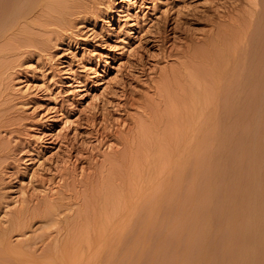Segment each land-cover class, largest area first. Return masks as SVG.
Masks as SVG:
<instances>
[{
  "label": "rangeland",
  "instance_id": "374dc122",
  "mask_svg": "<svg viewBox=\"0 0 264 264\" xmlns=\"http://www.w3.org/2000/svg\"><path fill=\"white\" fill-rule=\"evenodd\" d=\"M15 1L0 0V264H264V0Z\"/></svg>",
  "mask_w": 264,
  "mask_h": 264
},
{
  "label": "bare ground",
  "instance_id": "6f19581e",
  "mask_svg": "<svg viewBox=\"0 0 264 264\" xmlns=\"http://www.w3.org/2000/svg\"><path fill=\"white\" fill-rule=\"evenodd\" d=\"M10 1H11V0H10ZM14 1H15V0H14ZM18 1H19V0H18ZM22 1H23V0H22ZM35 1H36V0H35ZM35 1H34V0H27V4H26V3H25V4L27 5L28 8H29V7L32 8V6H33V4H34ZM50 1H51V0H50ZM254 1H255V0H253V2H254ZM262 1H263V0H262ZM1 2H3V1H1ZM12 2H13V1H12ZM16 2H17V0H16L14 3H16ZM51 2L54 3V0H52ZM260 2H261V0H260ZM3 3H4V2H3ZM5 3H6V2H5ZM46 3H48L47 0H37V2H35V4H36L37 7H38V10H40V12H42V11H41V8H43L44 6L47 5ZM254 3L256 4V3H258V2H254ZM254 3H252V4H254ZM263 3H264V2H263ZM263 3H262V4H263ZM10 4H11V2H10ZM45 4H46V5H45ZM51 4H52V3H51ZM255 4H254V5H255ZM262 4H261V5H262ZM1 5H2V3H1ZM26 5H25V6H26ZM48 5H49V4H48ZM54 5H55V3H54ZM263 5H264V4H263ZM263 5H262V6H263ZM18 6H19V5H18ZM51 6H52V5H51ZM251 6H252V5H251ZM255 6H257V5H255ZM8 7H9V6H8ZM33 7H34V6H33ZM263 7H264V6H263ZM10 8H12V9H10V10H11V13H10V14L12 15L13 13L18 12V11H17V10H18L17 8H19V11H20V8H21V7H16V5L14 4L13 7L10 6ZM30 8H29V9H30ZM1 9H2V8H1ZM4 9H5V8H4ZM8 10H9V9H8ZM8 10H7L6 12H8ZM21 10H22V9H21ZM43 10H45V9L43 8ZM256 10H257V8H256ZM260 10H262L261 6H260ZM0 11H1V10H0ZM32 11H33V10H32ZM36 11H37V10H36ZM6 12L4 11L5 16L10 15V14H8L10 11L7 13V15H6ZM250 12H251V11L248 12V13L250 14V16L247 15V17H248V16L251 17V15H252V16L254 15V14H251ZM0 13H1V12H0ZM19 13H20V12H18L17 14H19ZM32 13H33V12H32ZM17 14H15V15H17ZM255 14H256V13H255ZM263 14H264V13H263ZM41 15H42V13H41ZM2 16H3V15H2ZM12 16H13V15H12ZM258 16H260V18H261V15H258ZM258 16H257V18H258ZM19 17H20V16H19ZM7 18H9V17H6V19L3 18V17L0 18V28H1V27H2V26L8 21ZM10 18H11V17H10ZM10 18H9V20H10ZM251 18H254V17H251ZM251 18H249V19H251ZM11 19H13V18H11ZM262 19H263V18H262ZM15 20H17V19H15ZM15 20H13V22H14ZM244 20L246 21V18H245ZM244 20H243V21H244ZM247 20H248V19H247ZM256 20H257V19H256ZM259 20H260V19H259ZM253 21H254V20H253ZM257 21H258V20H257ZM248 22H249V21H248ZM255 22H256V21H255ZM259 22H260V21H259ZM259 22H258V24H259ZM7 23H8V22H7ZM244 23H245V22H244ZM262 23H264V20H263ZM247 24H248V26H249V24H251V22H250V23H247ZM254 25L256 26V24H254ZM260 25H261V24H260ZM262 25H263V24H262ZM263 26H264V25H263ZM263 26H261V27H263ZM5 27H6V26H5ZM253 27H254V26H253V24H252V29H249V33H250V31L254 30ZM247 28H248V27H247ZM263 28H264V27H263ZM258 29H259V27H258ZM258 29H257V30H258ZM257 30H256V32H257ZM2 31H3V28H2ZM243 32H244V31H243ZM243 32H242V33H243ZM258 32H259V31H258ZM261 32H262V31H261ZM261 32H260V34H261ZM244 33H245V32H244ZM246 33H247V32H246ZM263 33H264V32H263ZM263 33H262V34H263ZM252 34H253V33H252ZM252 34H251V35H252ZM260 34H259V35H260ZM262 34H261L260 36H262ZM247 35H248V34H247ZM249 35H250V34H249ZM251 35H250V36H251ZM243 36H244V35H243ZM250 36H248V37H250ZM253 36H254V35H253ZM246 37H247V36H246ZM262 37H263V36H262ZM251 38H252V37H251ZM260 38H261V37H260ZM260 38H259V39H260ZM0 39H1V38H0ZM246 39H247V38H246ZM256 39H257V38H256ZM262 39H263V38H262ZM244 40H245V39H244ZM253 40H255V38H254ZM249 41H250V39H249ZM255 41H256V40H255ZM261 41H262V40H261ZM253 42H254V41H253ZM256 42H257V41H256ZM256 42H255V43H256ZM245 43H246V42H245ZM262 43H263V41H262ZM222 44H223V43H222ZM222 44H221V45H222ZM238 44H239V43H237V45H238ZM249 44H250V43H249ZM253 44H254V43H253ZM260 44H261V43H260ZM263 44H264V43H263ZM263 44H262V46L264 47ZM231 45H232V44H231ZM240 45H241V44H239L238 46L240 47ZM223 46H224V45H223ZM228 46H229V45H228ZM258 46H259V44H258ZM217 47H218V45H217ZM247 47H249V46H247ZM250 47H251V46H250ZM213 48H214L216 51L218 50V49H216L214 46H213ZM213 48H212L211 53L213 52ZM236 48H237V47H236ZM236 48H235V49H236ZM243 48H244V47H243ZM251 48H252V47H251ZM210 49H211V48H210ZM232 49H234V48H232ZM247 49H248V48H247ZM247 49H246V51H247ZM249 49H250V48H249ZM249 49H248V50H249ZM262 49H263V48H262ZM207 50H208V49H207ZM224 50L226 51V49H224ZM238 50H239V49H238ZM242 50H243V49H242ZM252 50H254V49H252ZM256 50H258V49H256ZM227 51H229V50L227 49ZM227 51H226V52H227ZM249 51H250V50H249ZM249 51L246 52L247 55H248V52H249ZM254 51H255V50H254ZM231 52H233V51H231ZM231 52H230V53H231ZM239 52H240V51H238V53H239ZM252 52H253V51H252ZM255 52H256V51H255ZM258 52H259V51H258ZM208 53H209V52H208ZM208 53H207V55H206L205 57L208 56ZM214 53H215V52H214ZM219 53H220V52H219ZM235 53H236V52H234V54H235ZM249 53H250V52H249ZM260 53H261V49H260ZM202 54H205V53H202ZM226 54H227V53H226ZM228 54H229V53H228ZM231 54H233V53H231ZM231 54H229V57H230ZM252 54H253V53H252ZM255 54H256V53H255ZM257 54L259 55V53H257ZM215 55H216V54H214V56H215ZM217 55H218V54H217ZM219 55H220V54H219ZM242 55H244L243 52H242L241 56H242ZM247 55H245V57H247ZM234 56H235V55H234ZM234 56H233V57H234ZM238 56H239V55H238ZM252 56H253V55H252ZM259 56H260V55H259ZM210 57H211V56H210ZM210 57H209V58H210ZM220 57H222V56H220ZM243 57H244V56H243ZM243 57H242V58H243ZM211 58H212V57H211ZM215 58H216V57H215ZM215 58H214V59H215ZM231 58H232V56H231ZM238 58H239V57H238ZM248 58H249V57H248ZM248 58H246V59H248ZM262 58H264V57H262ZM262 58H260V59H262ZM216 59H217V58H216ZM218 59H221V58H218ZM236 59H237V57H236ZM240 59H241V57H240ZM252 59H253V58H252ZM211 60H213V58H212ZM225 60H226V58H225ZM237 60H238V59H237ZM253 60H254V59H253ZM256 60H257V59H256ZM263 60H264V59H263ZM222 61H224V59H222ZM227 61H228V60H227ZM233 61H234V60H233ZM258 61H260V60H258ZM206 62L208 63V60H207V59H206ZM237 62H238V61H237ZM241 62H242V61H241ZM244 62H245V61H244ZM249 62H250V61H249ZM252 62H253V61H252ZM210 63H211V62H210ZM213 63H215V62H213ZM220 63H221V62H220ZM220 63H219V65H218V64H217V65L220 66ZM230 63H231V62H230ZM233 63H234V62H233ZM233 63H232V65H233ZM235 63H236V62H235ZM253 63H254V62H253ZM253 63H252V64H253ZM262 63H263V62H262ZM222 64H224V62H223ZM222 64H221V65H222ZM243 64H244V63H243ZM252 64H251V65H252ZM205 65H206V63H205ZM207 65H208V64H207ZM207 65H206V66H207ZM214 65H215V64H210V67H212V69H214L213 71L216 72L217 74H214L213 72H210V71H209V72H210V74L213 73V74L216 75V77H217L218 74L220 75L221 72H219V71L217 70L219 67H217V69L215 70ZM224 65H226V64H224ZM224 65H222V66L225 67ZM206 66H205V68H206ZM222 66H221V67H222ZM226 66H227V65H226ZM236 66H237V65H236ZM254 66H255V65H254ZM207 67H209V66H207ZM210 67H209V69H210ZM215 67H216V65H215ZM231 67H233V66H231ZM231 67H230V68H231ZM252 67H253V66H252ZM235 68H236V67H235ZM219 69H220V68H219ZM241 69H242V68H241ZM256 69H257V67H256ZM263 69H264V68H263ZM237 70H238V69H237ZM237 70H236V71H237ZM251 70H252V69H250V71H251ZM220 71H222V70L220 69ZM226 71H227V69H226ZM229 71H231V69H230ZM236 71H235V72H236ZM239 71L241 72V70H239ZM247 71H248V69H247ZM258 71H260V69H258ZM205 72H206V70H205ZM233 72H234V71H233ZM240 72H238V75H239ZM244 72H245V71H244ZM228 73H229V72H227V74H228ZM231 73H232V72H231ZM236 73H237V72H236ZM251 73H252V72H251ZM213 74H212V76H214ZM225 74H226V72H225ZM244 74H245V73H244ZM248 74H249V73H248ZM261 74H262V73H261ZM245 75H246V74H245ZM245 75H244V76H245ZM226 76H228V75H226ZM226 76H225V77H226ZM249 76H250V75H249ZM255 76H256V75H255ZM214 77H215V76H214ZM214 77H213V78H214ZM218 77H219V76H218ZM221 77H222V76H221ZM229 77H231V76L229 75ZM229 77H228V78H229ZM232 77H233V76H232ZM235 77H238V76L235 75L234 78H235ZM246 77H247V76H245V78H246ZM226 78H227V77H226ZM240 78H241V77H240ZM208 79H209V78H208ZM216 79H217V78H216ZM224 79H225V78H224ZM251 79H252V78H251ZM257 79H259V78L257 77ZM209 80H210V79H209ZM209 80H208V81H209ZM211 80H213V79L211 78ZM228 80H229V79H228ZM230 80H231V79H230ZM234 80L236 81V78H235ZM243 80H244V79H243ZM249 80H250V79H249ZM218 81H219V80H218ZM218 81H216V82H218ZM232 81H233V80H232ZM241 81H242V80H241ZM247 81H248V80H247ZM253 81H254V80H253ZM258 81H259V80H258ZM211 82H212V81H211ZM214 82H215V81H214ZM229 82H230V81H229ZM229 82H228V83H229ZM237 82H238V81H237ZM237 82H236V84H239V83H237ZM243 82H244V81H243ZM251 82H252V80H251ZM255 82H257V81H255ZM230 83H231V82H230ZM248 83H249V82H248ZM258 83H259V82H258ZM241 84H243V83L241 82ZM245 84H246V83H245ZM260 84H261V82H260ZM262 84H263V83H262ZM212 86H213V84H212ZM231 86H232V85H231ZM233 86L235 87L236 85L234 84ZM233 86H232V87H233ZM241 86H242V85H241ZM243 86H244V85H243ZM257 86L259 87V85H257ZM261 86H262V85H261ZM228 87H229V86H228ZM237 87H238V86H237ZM239 87H240V86H239ZM262 87H264V85H263ZM219 88H220V86H219ZM226 88H227V87H226ZM240 88H241V87H240ZM216 91H217V88H216ZM218 91H219V90H218ZM258 91H259V90H258ZM260 92H261V91H260ZM225 93H226V92H225ZM227 93H228V92H227ZM229 93H230V92H229ZM257 93H258V92H257ZM258 95H259V94H258ZM262 95H263V94H262ZM231 96H232V95H231ZM237 96H238V95H237ZM216 97H217V96H216ZM216 97H215V98H216ZM215 98H213V99H215ZM222 98H223V97H222ZM216 99H217V98H216ZM216 99H215V100H216ZM225 99H226V98H225ZM239 99H240V98H239ZM256 99H258V97H257ZM259 99H260V98H259ZM224 101H225V100H224ZM211 102H212V101H211ZM211 102H210V103H211ZM225 102L228 103V101H225ZM215 103H216V101H215ZM232 103H233V102H232ZM263 103H264V102H263ZM212 104H214V103H212ZM255 104H256V103H255ZM226 105H227V104H226ZM256 105H257V104H256ZM236 106H237V105H236ZM236 106H235V107H236ZM226 107H227V106H226ZM230 107H231V105H230ZM212 109H213V108H212ZM215 110H216V109H215ZM226 110H227V109H226ZM237 110H238V108H237ZM216 111H217V110H216ZM223 111H224V110H223ZM234 111H235V110H234ZM212 112L214 113V111H212ZM212 112H210V113H212ZM229 112H230V115H231V111H229ZM232 112H233V111H232ZM241 112H242V111H241ZM227 113H228V111H227ZM238 113H239V112H238ZM234 114H235V113H234ZM234 114H233V115H234ZM240 114H242V113H240ZM215 115H216V114H215ZM228 115H229V114H228ZM228 115H227V116H228ZM236 115H237V114H236ZM209 116H210V115H209ZM213 116H214V115L212 114V117H213ZM212 117H211V118H212ZM216 117H217V115H216ZM218 117H219V116H218ZM214 118H215V117H214ZM227 118H228V117H227ZM232 118H233V117H232ZM234 118H236V117H234ZM216 119H217V118H216ZM240 119H241V118H240ZM213 122H214V121H213ZM215 122H216V121H215ZM215 122H214V123H215ZM259 123H260V122H259ZM260 124H261V123H260ZM263 124H264V123H263ZM205 125H206V124H205ZM218 126H219V125H218ZM214 127H215V125H214ZM214 127H213V129H214ZM216 128H217V127H216ZM200 129L203 130V127H202V128L200 127ZM220 129H222V128H220ZM259 129H260V128H259ZM202 130H201V131H202ZM211 130H212V129H211ZM216 130L218 131V128H217ZM225 130H226V129H225ZM199 131H200V130H199ZM201 131H200V132H201ZM205 131H208V129H207V130L205 129ZM205 131H202V132L205 133ZM221 131H222V130H221ZM221 131H219V132L221 133ZM226 131H227V130H226ZM226 131H225V132H226ZM215 132H216V131H215ZM216 133H217V132H216ZM220 133H219V134H220ZM249 133H250V132H248V134H249ZM202 134H203V133H202ZM211 134H213V132H212ZM214 134H215V133H214ZM217 134H218V133H217ZM219 134H218V135H219ZM199 135H201V134H199ZM208 135H209V133H208ZM208 135H207V132H206V136H207V137H208ZM218 135H216V136H218ZM220 135H221V134H220ZM224 135H225V134H224ZM246 135H247V134H246ZM209 136H210V135H209ZM247 136H248V135H247ZM247 136H246V137H247ZM207 137H206V138H207ZM250 137H251V135H250ZM216 138H217V137H216ZM220 138H221V136H220ZM224 139H225V136H224ZM247 139H249V138H247ZM247 139H246V140H247ZM250 139H251V138H250ZM256 139H257V138H256ZM211 140H212V139H211ZM213 140H214V139H213ZM216 140H217V139H216ZM251 140H253V139H251ZM194 141H195V140H194ZM197 141H198V139H197ZM197 141H195L194 144L197 143ZM199 141H201V140H199ZM199 141H198V142H199ZM254 141H255V140H254ZM218 142H220V141H218ZM224 142H225V141H224ZM199 143H200V142H199ZM201 143H202V142H201ZM215 143H217V142L215 141ZM222 143H223V142H222ZM222 143H220V144H222ZM218 144H219V143H218ZM261 144H262V143H261ZM195 145H198V144H195ZM226 145H227V144H226ZM263 145H264V144H263ZM200 146H201V145H200ZM202 146H203V145H202ZM202 146H201V148H202ZM224 146H225V145H224ZM255 147H256V146H255ZM261 147H262V145H261ZM263 147H264V146H263ZM197 148H199V147H197ZM211 149H212V148H211ZM211 149H210V150H211ZM220 149H221V148H219V150H220ZM252 149H253V148H252ZM261 149H262V148H261ZM199 150H200V149H199ZM204 150H205V149H204ZM201 151H203V150H201ZM206 151H207V149H206ZM252 151H253V150H252ZM196 152H197V151H196ZM198 152H199V151H198ZM212 152H213V151H212ZM214 152H215V151H214ZM214 152H213V153H214ZM219 152H220V151H218V153H219ZM254 152H255V151H254ZM210 153H211V152H210ZM215 153H216V152H215ZM218 153H217V155H218ZM259 153H261V152H259ZM198 154H199V153H198ZM242 154H243V153H242ZM254 154H255V153H254ZM213 155H214V154H213ZM239 155H240V154H239ZM249 155H250V154H249ZM255 155H256V154H255ZM258 155H259V154H258ZM194 156H195V153H194ZM194 156H193V157H194ZM199 156H201V155L199 154ZM207 156H208V154H207ZM253 156H254V155H253ZM243 157H244V156H242V157H240V158H243ZM250 157H251V156H250ZM260 157H261V156H260ZM194 158H195V157H194ZM197 158H198V157H197ZM218 158H219V156H218ZM237 158H238V157H237ZM240 158H239V159H240ZM245 158H246V157H245ZM245 158H244V159H245ZM251 158L253 159V157H251ZM257 158H258V157H257ZM199 159H200V158H199ZM201 159H202V158H201ZM209 159H210V158H209ZM234 159H235V158H234ZM246 159H247V158H246ZM205 160H206V159H205ZM211 160H212V159H211ZM220 160H222V158H221ZM249 160H251V159H249ZM263 160H264V159H263ZM195 161H196V160H195ZM209 161H210V160H209ZM209 161H207V162H209ZM214 161H215V160H214ZM243 161H244V160H243ZM252 161H253V160H252ZM256 161H259V160H256ZM193 162H194V160H193ZM200 162H201V161H200ZM200 162H199V163H200ZM202 162H204L203 159H202ZM207 162H206V163H207ZM220 162H221V161H219V163H220ZM197 163H198V161H197ZM236 163H237V162H236ZM238 163H239V162H238ZM202 164H203V163H202ZM204 164H205V163H204ZM209 164H210V162H209ZM214 164H215V163H214ZM239 164H240V163H239ZM254 164H255V163H254ZM188 165H189V164H188ZM211 165H212V164H211ZM185 166H187V165H185ZM185 166H182V167L184 168ZM190 166H191V165H190ZM197 166H198V165H197ZM200 166H201V165H200ZM200 166H198V167H200ZM209 166H210V165H209ZM209 166H208V168H209ZM220 166H221V165H220ZM248 166H249V165H248ZM250 166H251V165H250ZM250 166H249V167H250ZM182 167H180V168L183 169ZM213 167H215V166H213ZM213 167H211V170L213 169ZM249 167H248V168H249ZM254 167H255V166H254ZM180 168H179V169H180ZM185 168H186V167H185ZM250 168H251V167H250ZM259 168H260V167H259ZM179 169H178V170H179ZM181 169H180V170H181ZM200 169H201V167H200ZM200 169H198V170L200 171ZM176 170H177V169H176ZM180 170H179V172H180ZM190 170H191V169H189V171H190ZM208 170H209V169H208ZM211 170H210V171H211ZM213 170H214V169H213ZM252 170H253V169H252ZM254 170H255V168H254ZM260 170H261V169H260ZM261 171H262V170H261ZM185 172H186V171H185ZM192 172H193V171H192ZM253 172H254V171H253ZM194 173H196V172H194ZM199 174H200V172H199ZM204 174H205V173H204ZM204 174H203V175H204ZM206 174H207V173H206ZM211 174H213V173H211ZM259 174H260V173H259ZM263 174H264V173H263ZM249 175H250V174H249ZM249 175H248V176H249ZM252 175H253V174H252ZM254 175H255V174H254ZM176 176H177V174H176ZM250 176H251V175H250ZM178 177H179V176H178ZM205 177H207V175H206ZM210 177H211V176H210ZM215 177H216V176H215ZM176 178H177V177H176ZM184 178H185V177H184ZM211 178H212V177H211ZM217 178H218V177H217ZM217 178H216V179H217ZM245 178H247V177H245ZM249 178H250V177H249ZM177 179L179 180V178H177ZM251 179H252V178H251ZM174 180H175V176H174V179H173L172 181H174ZM180 180H181V178H180ZM180 180H179V181H180ZM199 180H200V179H199ZM208 180H209V179H208ZM196 181H197V179H196ZM200 181H201V180H200ZM180 182H181V181H180ZM194 182H195V181H194ZM201 182H203V181H201ZM251 182H252V181H251ZM174 183H175V182H174ZM174 183H173V184H174ZM178 183H179V182H178ZM178 183H177V184H178ZM211 183H212V182H211ZM211 183H210L209 185H211ZM243 183H244V182H243ZM243 183H241V185H242ZM168 184H169V183H168ZM170 184H172V183H170ZM170 184H169V186H171ZM173 184H172V185H173ZM193 184H195V183H193ZM196 184H197V183H196ZM202 184H203V183H202ZM255 184H257V183H255ZM259 184H260V183H258V185H259ZM244 185H245V184H244ZM175 186H176V185H175ZM175 186H174V188H175ZM192 186H193V185H192ZM198 186H201V185H198ZM198 186H197V188H198ZM242 186H243V185H242ZM263 186H264V185H263ZM180 187H181V186H180ZM240 187H241V186H240ZM254 187H256V186H254ZM176 188H177V187H176ZM176 188H175V189H176ZM194 188H196V186H195ZM245 188H246V187H245ZM247 188H248V186H247ZM249 188H250V187H249ZM261 188H263V187H261ZM192 189H193V188H192ZM256 189H258V187H256ZM162 190H163V189H162ZM162 190H161V191H162ZM172 190L174 191V189H172ZM172 190H171V191H172ZM182 190H183V189H182ZM184 190H185V189H184ZM186 190H187V189H186ZM190 190H191V189H190ZM194 190H196V189H194ZM199 190H200V193L198 192V194H201V189L199 188ZM206 190H207V189H206ZM244 190H245V189H244ZM244 190H243V191H244ZM249 190H250V189H249ZM187 191H188V190H187ZM162 192H163V191H162ZM165 192H166V191H165ZM236 192H237V191H236ZM169 193H170V192H169ZM170 194H171V193H170ZM175 194H176V193H175ZM183 194H184V193L182 192V195H183ZM195 194H196V193H195ZM238 194H239V193H238ZM250 194H251V193H250ZM160 195H161V194H160ZM160 195H159V196H160ZM167 195H168V194H167ZM182 195H181L180 197H182ZM184 195H185V194H184ZM190 195H191V194H190ZM232 195H233V194H232ZM247 195H248V193H247ZM163 196H164V194H163ZM186 196H187V195H186ZM191 196H192V195H191ZM201 196H202V195H201ZM193 197H194V194H193ZM207 197H208V196H207ZM237 197H238V196H236V198H237ZM243 197H244V196H242V198H243ZM249 197H250V196H249ZM249 197H248V198H249ZM153 198H155V197H153ZM165 198H166V197H165ZM174 198H175V197H174ZM183 198H184V197H183ZM188 198H189V195L187 196L186 199H188ZM195 198H196V196H195ZM200 198H201V197H199V199H200ZM203 198H205V197H203ZM234 198H235V194H234ZM240 198H241V196H240ZM248 198H247V199H248ZM157 199H158V198H157ZM159 199H160V198H159ZM163 199H164V198H163ZM170 199H173V198H170ZM196 199H197V198H196ZM196 199H193V200H196ZM228 199H229V197H228ZM254 199H255V198H254ZM161 200H162V199H161ZM173 200H174V199H173ZM173 200H172V201H173ZM178 200H180V199H178ZM200 200H201V199H200ZM208 200H209V199H208ZM210 200H211V199H210ZM231 200H233V198H232ZM239 200H241V202H242V199H239ZM249 200H250V199H249ZM257 200H258V199H257ZM257 200H256V201H257ZM150 201H152V200H150ZM162 201H163V200H162ZM162 201H161V202H162ZM174 201H175V200H174ZM174 201H173V202H174ZM190 201H192V200H190ZM152 202H153V201H152ZM166 202L168 203V201H166ZM166 202H165V203H166ZM181 202H182V201H181ZM181 202H180V204L182 205L183 202H182V203H181ZM185 202H186V200H185ZM185 202H184V203H185ZM193 202H194V201H193ZM196 202H197L196 204H198L199 201L196 200ZM206 202H207V200H206ZM232 202H233V201H232ZM238 202H239V201H238ZM247 202H248V201H247ZM247 202H246V203H247ZM254 202H255V201H254ZM262 202H263V201H262ZM156 203H158L157 200H156ZM162 203H164V202H162ZM186 203H187V202H186ZM190 203H191V202H190ZM194 203H195V202H194ZM209 203H210V202H209ZM242 203H244V201H243ZM257 203H258V202H257ZM150 204H151V202H150ZM152 204H153V203H152ZM152 204L150 205L151 208H152ZM178 204H179V203H178ZM180 204H179V205H180ZM237 204H238V203H236V205H237ZM240 204H241V203H240ZM259 204H260V203H259ZM148 205H149V204H148ZM155 205H156V204H155ZM160 205H161V204H160ZM160 205H159V206H160ZM181 205H180V206H181ZM242 205H243V204H242ZM245 205H246V207H247V204H245ZM245 205H244V207H245ZM257 205H258V204H257ZM263 205H264V203H263ZM156 206H158V205H156ZM156 206H155V207H156ZM163 206H164V205H163ZM171 206H172V205H171ZM174 206H175V205H174ZM174 206H173V207H174ZM184 206H185V205H184ZM184 206H183V208H184ZM198 206H201V205L198 204ZM204 206H205V205H204ZM209 206H210V205H209ZM249 206H250V204H249ZM253 206H254V205H253ZM261 206H262V205H261ZM147 207H148V206H147ZM166 207H168L167 204H166ZM259 207H260V206H259ZM263 207H264V206H263ZM160 208H161V207H160ZM177 208H178V207H177ZM197 208H199V207H197ZM197 208H196V211H197ZM200 208H202V206H201ZM205 208H206V206H205ZM240 208H241V207H240ZM254 208H255V207H254ZM146 209H147V208H146ZM154 209H155V208H153V210H154ZM156 209H158V208H156ZM156 209H155V210H156ZM173 209H174V208H173ZM175 209H176V208H175ZM180 209H181V208L177 209V211L179 210V212H180ZM194 209H195V208H194ZM244 209H245V208H244ZM258 209H259V208H258ZM263 209H264V208H263ZM153 210H152V211H153ZM155 210H154V211H155ZM163 210H164V209H162V211H163ZM189 210H190V209H189ZM205 210H206V209H205ZM205 210H204V211H205ZM242 210H243V209H242ZM248 210H249V209H248ZM260 210H261V208H260ZM154 211H153V212H154ZM175 211H176V210H175ZM185 211H186V210H185ZM185 211H184V212H185ZM204 211L202 210V212H204ZM244 211H245V210H244ZM254 211H255V210H254ZM160 212H161V211H160ZM187 212H188V211H187ZM191 212H192V211H191ZM202 212H201V213H202ZM205 212H208V211L206 210ZM228 212H229V211H228ZM241 212H242V211H241ZM241 212H240V214H242ZM251 212H252V211H251ZM161 213H162V212H161ZM165 213H166V211H165ZM182 213H183V212H182ZM188 213H189V212H188ZM257 213H258V212H256V214H257ZM144 214H145V213H144ZM204 214H205V213H204ZM256 214H255V215H256ZM262 214H263V213H262ZM164 215H165V214H164ZM167 215H168V213H167ZM178 215H179V213H178ZM206 215H207V214H206ZM247 215H248V214H247ZM144 216H145V215H144ZM168 216H169V215H168ZM208 216L210 217V215H208ZM165 217H166V216H165ZM236 217H237V216H236ZM239 217H240V215H239ZM245 217H246V216H245ZM247 217H248V216H247ZM176 218L178 219V217H176ZM191 218H192V217H191ZM254 218H255V217H254ZM262 218H264V216H263ZM142 219H143V217H142ZM142 219H141V220H142ZM149 219L152 220L153 217H152V218H149ZM180 219H181V218H179V220H180ZM192 219H193V218H192ZM226 219H227V218H226ZM228 219H230V218H228ZM242 219H245V218H242ZM247 219H249V218H247ZM141 220H140V221H141ZM147 220H148V218H147ZM147 220H146V221H147ZM184 220H185V219H184ZM195 220H196V219H195ZM249 220H250V219H249ZM255 220H256V218H255ZM148 221H149V220H148ZM148 221H147V222H148ZM182 221H183V220H182ZM201 221H202V219H201ZM225 221H226V220H225ZM243 221H244V220H243ZM149 222H151V221H149ZM153 222H154V221H153ZM226 222H227V221H226ZM253 222H254V221H253ZM261 222H262V221H261ZM261 222H260V223H261ZM139 223H141V222H139ZM144 223L146 224V222H144ZM144 223H143V224H144ZM156 223H157V222H156ZM181 223H182V222H181ZM181 223H180V224H181ZM230 223H231V221H230ZM251 223H252V222H251ZM256 223H257V222H256ZM159 224H161V223H159ZM197 224H198V223H197ZM232 224H233V223H232ZM242 224H243V223H242ZM245 224H246V223H245ZM249 224H250V223H249ZM253 224L256 225L255 223H253ZM139 225H140V224H139ZM139 225H137V226H139ZM149 225H152V222H151V224H149ZM189 225H191V224H189ZM207 225H208V224H207ZM143 226H144V225H143ZM145 226L147 227L148 224H146ZM155 226H156V225H155ZM208 226H209V225H208ZM249 226H250V225H249ZM259 226H260V225H258V228H259ZM148 227H149V226H148ZM150 227H151V226H150ZM150 227H149V229H150ZM188 227H189V226H188ZM250 227H252V224H251ZM152 228H153V226H152ZM154 228H155V227H154ZM169 228H170V227H169ZM255 228H256V227H255ZM141 229L143 230V228H141ZM183 229H184V228H183ZM189 229H190V228H189ZM198 229H199V228H198ZM260 229H261V228H260ZM190 230L193 231L192 229H190ZM208 230H209V229H208ZM250 230H251V229H250ZM256 230H257V229H256ZM256 230H254V232H255ZM140 231H141V230L139 229V232H140ZM188 231H189V230H188ZM135 232H137V231H135ZM153 232H154V231H153ZM197 232H199V231H196L195 233L197 234ZM206 232H207V230H206ZM256 232H257V231H256ZM137 233H138V232H137ZM239 233H240V232H239ZM230 234H231V233H230ZM243 234H244V233H243ZM255 234H256V233H255ZM258 234H259V233H258ZM147 235H148V234H147ZM204 235H205V234H204ZM234 235H235V233H234ZM234 235H233V236H234ZM143 236H144V235H143ZM145 236H146V235H145ZM189 236H190V235H189ZM233 236H232V237H233ZM246 236H247V235H246ZM246 236H244V238H245ZM256 236H257V235H256ZM137 237H138V236H137ZM151 237H152V236H151ZM197 237H198V236H197ZM200 237H201V236H200ZM200 237H199V238H200ZM239 237H240V236H239ZM258 237H262V236H258ZM139 238H141V237H139ZM142 238H143V237H142ZM144 238H146V237H144ZM201 238H202V237H201ZM227 238L229 239V237H227ZM241 238H242V236H241ZM249 238H250V237H249ZM249 238H248V239H249ZM262 239L264 240L263 237H262ZM198 240H199V239H198ZM232 240H233V239H232ZM235 240H236V239H235ZM256 240H257V239H256ZM140 241H142V240H140ZM150 241H151V240H150ZM155 241H157V239H156ZM202 241H203V240H202ZM230 241H231V240H230ZM233 241H234V240H233ZM233 241H232V242H233ZM258 241H259V240H258ZM148 242H149V241H148ZM199 242H200V241H199ZM135 243H136V242H135ZM145 243H146V242H145ZM226 243H227V242H226ZM226 243H225V244H226ZM233 243H234V242H233ZM259 243H260V242H259ZM154 244H155V243H154ZM198 244H199V243H198ZM256 244H258V243H256ZM133 245H135V244H133ZM156 245H157V244H156ZM156 245H155V246H156ZM202 245H203V244H202ZM244 245H245V244H244ZM246 245H247V244H246ZM262 245H263V244H262ZM262 245H261V246H262ZM136 246H137V245H136ZM136 246H135V247H136ZM198 246H199V245H198ZM198 246H197V247H198ZM233 246H234V245H233ZM249 246H251V245H249ZM132 247H134V246H132ZM132 247H131V248H132ZM140 247H141V246H140ZM143 247H144V246H143ZM148 247H149V246H148ZM234 247H235V246H234ZM245 247H246V246H245ZM255 247H258V246L256 245ZM259 247H260V246H259ZM204 248H205V247H204ZM260 248H261V247H260ZM197 249H198V248H197ZM197 249H196V250H197ZM201 249H202V248H201ZM235 249H236V247H235ZM257 249H258V248H257ZM261 249H262V248H261ZM131 250H132V249H131ZM131 250H130V251H131ZM134 250H135V249H134ZM136 250H137V249H136ZM138 250H140V249H138ZM247 250H248V248H247ZM258 250H259V249H258ZM263 250H264V249H263ZM188 251H189V249H188ZM260 251H261V250H259V252H260ZM131 252H132V251H131ZM186 252H187V251H186ZM201 252H202V251H201ZM225 252H226V251H225ZM233 252H234V251H233ZM236 252L238 253V251H236ZM256 252H257V251H256ZM134 253H135V252H134ZM205 253H206V252H205ZM229 253H230V252H229ZM229 253H228V254H229ZM129 254H130V253H129ZM129 254L127 255V257L129 256ZM137 254H138V253H137ZM139 254H140V252H139ZM139 254H138V255H139ZM189 254H190V253H189ZM189 254H186L187 257L190 256ZM193 254H194V252H193ZM203 254H204V252H203ZM226 254H227V253H226ZM233 254H234V253H233ZM238 254H240V253H238ZM260 254H261V253H260ZM260 254H259V255H260ZM263 254H264V253H263ZM134 255H135V254H134ZM142 255H143V254H142ZM186 255H184V256H186ZM205 255H206V254H205ZM234 255H235V254H234ZM242 255H243V254H242ZM200 256H201V255H200ZM227 256H228V255H227ZM230 256H231V255H230ZM261 256H262V255H261ZM127 257H126V258H127ZM192 257H193V256H192ZM204 257H205V256H204ZM232 257H233V256H232ZM262 257H263V256H262ZM122 258H123V257H122ZM132 258H133V257H132ZM185 258H186V257H185ZM195 258H196V257H195ZM200 258H201V257H200ZM236 258H237V257H236ZM254 258H256V257H254ZM129 259H131V258H129ZM140 259H141V258H140ZM226 259H227V258H226ZM232 259H234V257H233ZM232 259H231V260H232ZM252 259H253V258H252ZM119 260H120V258H119ZM193 260H194V259H193ZM197 260H198V259H197ZM229 260H230V258H229ZM237 260H238V259H237ZM123 261H125V260H123ZM123 261H122V262H123ZM224 261H225V260H224ZM242 261H243V260H242ZM261 261H262V259H261ZM122 262H121V264H124V263H122ZM126 262H127V261H126ZM131 262H132V260H131ZM135 262H136V261H135ZM138 262H139V261H138ZM193 262H194V261H193ZM139 263H140V262H139ZM197 263H198V261H197ZM240 263H241V262H240ZM119 264H120V263H119ZM126 264H128V263H126ZM191 264H194V263H191ZM202 264H203V263H202ZM238 264H239V263H238ZM254 264H256V263L254 262ZM262 264H263V263H262Z\"/></svg>",
  "mask_w": 264,
  "mask_h": 264
}]
</instances>
